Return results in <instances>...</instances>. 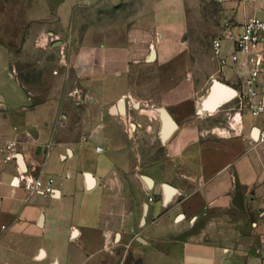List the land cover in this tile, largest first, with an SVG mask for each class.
<instances>
[{
  "label": "crops",
  "instance_id": "crops-1",
  "mask_svg": "<svg viewBox=\"0 0 264 264\" xmlns=\"http://www.w3.org/2000/svg\"><path fill=\"white\" fill-rule=\"evenodd\" d=\"M217 1L220 37L225 23L236 36L250 18H264V0ZM130 2L0 0V264H89L93 247L101 239L117 234L121 239L133 232L137 223L144 227L146 236L140 239L147 248L162 233V221H156L159 203L173 197L166 207L180 199L174 209L198 222L197 228L187 231L184 250L178 253V241L167 245L170 263L178 264L184 257L188 264H220L219 249L226 253V261L233 242H241L243 237L249 239V243L244 242L250 247L249 264L254 251L257 262L261 250L257 236L264 237V141H259L264 113L241 115L235 110L226 114L228 121L222 118L225 123L219 121L222 116H217L219 124L201 132L194 119L199 102L191 104L188 90L180 84L160 100L177 125L162 143L156 110L161 107L141 111L138 103L125 101V115L112 114L110 109L120 99L113 100L107 93L101 98H80L79 114H69L65 111L69 99L47 93L40 100L35 96L33 104L26 93L33 90L32 85L14 79V54L25 52L30 33L40 34L44 27L66 21L65 14L72 11L75 22L81 25L76 12L88 8L91 33L96 35L103 12L119 14L122 21L118 25L125 21L128 25ZM190 2L193 0H142L132 18L138 28L134 40L150 41L157 30L163 39L179 36L187 27ZM130 38L127 33L128 43ZM102 48L99 51H108ZM130 50L121 47L120 55L108 51L102 58L116 62ZM222 50L228 56L232 43L223 40ZM98 53L90 51L86 57L98 59ZM260 54L264 56V45ZM85 77V82L94 85L89 76ZM246 77V67L230 64L222 71L218 68L211 82L219 79L236 86L233 89L237 93ZM258 82H264V73ZM107 83L96 84L95 91H111L106 89ZM43 112L47 114L40 117ZM205 134L210 136L203 138ZM11 142L18 154L4 164L5 148ZM19 172L43 186L51 183L53 193L30 192L22 183L16 186V180L11 184ZM86 174L91 177L90 188ZM166 174L175 184L163 181ZM235 181L242 208L232 204ZM163 184L176 189L177 194L170 192L173 190L167 193L166 188H170L163 189ZM144 205L148 207L141 224ZM257 215L260 220L254 223ZM233 251L245 254L244 248Z\"/></svg>",
  "mask_w": 264,
  "mask_h": 264
},
{
  "label": "rangeland",
  "instance_id": "rangeland-1",
  "mask_svg": "<svg viewBox=\"0 0 264 264\" xmlns=\"http://www.w3.org/2000/svg\"><path fill=\"white\" fill-rule=\"evenodd\" d=\"M141 1L131 0L128 10L131 21L128 25L126 21L123 25H118L122 21L119 14L103 12V17L99 18V25H101L98 26L96 35L91 33L88 8L76 12V16H81V25L75 22V15L72 11L65 14L66 21H56L49 27H44L40 34L39 32L30 33V42L26 44L25 52L14 54L15 73L12 72L14 79L19 83L32 85L33 90L26 91L29 101L35 104V96L37 100H40L42 95L54 94L57 97L69 99L70 102H67L68 105L65 107L67 113L79 114L82 107L77 105V100L82 97L101 98L108 93L113 100L124 98L127 104L138 103L139 109L143 111L151 106L161 107L160 100L163 95L173 87L184 84L188 90L189 102L191 104L200 102L206 95L211 79L219 68L211 51L212 40L220 37L221 21L218 17V1L193 0L192 3L190 2L187 27L177 37L160 38L157 35L159 30H157L149 38L150 41L136 42L133 35L136 33L135 29L138 28L132 23V18L136 15ZM127 33L131 35L129 43ZM101 45L102 49L114 51L117 55L121 54V47L126 50L129 48L132 52L127 51L126 56L122 55L123 57L118 61L109 62L106 58H102V55L105 56L108 51L106 53L99 51L98 48ZM153 48L157 52V57L153 62H146ZM90 51L99 52L98 59L86 57ZM85 76H89L94 85L85 82L88 78ZM103 82H108L105 84L108 86L106 89L112 90L95 91V85ZM235 110H237V102L233 99L213 115L205 113L194 119L202 132L211 125L219 124L215 119L217 116H222L219 120L221 123L228 121L226 114L235 113ZM46 114L43 112L40 117H45ZM222 118H225V122H222ZM209 136L205 134L203 138ZM168 176L166 174L163 181L171 185L175 184ZM151 200L149 198L150 202ZM179 200L176 199L175 202ZM180 212L175 209L167 211L161 220L162 233L158 234L155 242L150 243L147 248L138 240L146 236L144 227L140 223V226L138 223L135 224L133 232L124 235L121 239L118 234L108 240L101 239L93 247V255L89 264H173L170 263V254L167 249V245L171 244L170 238L178 241L179 253L182 249L184 250L185 239L190 233L187 231L192 228L191 215L186 214L184 220L174 222L175 214ZM256 219L254 223H258L260 216L257 215ZM160 237L163 241L159 248V253H161L159 256L155 249L159 247L157 241ZM257 237L258 247L261 250L257 262L250 253L251 264H262L264 260V237L260 234ZM154 243H157L156 248H154ZM233 243L230 249L232 254L226 261H224L226 253L222 247L219 251L217 250L220 255V264H249L247 250L250 247H246L243 240L238 242L236 239ZM238 248H244L245 254L237 255L233 250L236 251ZM178 264L188 263L182 257Z\"/></svg>",
  "mask_w": 264,
  "mask_h": 264
},
{
  "label": "built area",
  "instance_id": "built-area-1",
  "mask_svg": "<svg viewBox=\"0 0 264 264\" xmlns=\"http://www.w3.org/2000/svg\"><path fill=\"white\" fill-rule=\"evenodd\" d=\"M247 2L248 0H241ZM223 40L232 43V52L226 56L222 50ZM264 45V18L252 17L242 26L240 33L236 36L231 32L230 24L225 23L223 34L211 42V51L213 57L217 60L219 69L222 71L230 64H240L247 69V77L240 91L236 93L237 110L242 113H248L258 116L264 113V82L259 83V75L264 73V56L260 54V49ZM241 58H244L241 60ZM259 141H264V129L260 131ZM6 152L3 156L2 163L12 162L17 156L15 143L11 142L6 145ZM100 150V148H96ZM16 180V186L21 183L24 188L30 192L50 195L53 193L51 183L45 186L39 180H34L20 173L11 182Z\"/></svg>",
  "mask_w": 264,
  "mask_h": 264
},
{
  "label": "water",
  "instance_id": "water-1",
  "mask_svg": "<svg viewBox=\"0 0 264 264\" xmlns=\"http://www.w3.org/2000/svg\"><path fill=\"white\" fill-rule=\"evenodd\" d=\"M155 58H156V53H155V50L152 49L147 60H146V62H153L155 60ZM222 93L226 94L225 96L223 95V98H221ZM235 97H236V91L233 88L227 86L226 84H224V83H222L216 79H213L206 95L200 100V102L197 105L196 114L198 116H200V115H203L205 113H208V114L214 113L218 108H220L224 104L230 102ZM216 99H218V100H216ZM213 102H214V104L211 105V103H213ZM125 109H126L125 100L120 99L117 102V104L110 109V112L112 114H120V115L124 116L125 115ZM156 110H157V113L159 115V119L161 122V127L159 130V137H160L161 142L165 143L168 140V138L173 134V132L176 130L177 125L165 108L161 107V108H158ZM255 131H257V130H255ZM85 177H86V182H87V188H90L92 185L91 177L88 174H86ZM165 186L169 187L171 190H173V192H176L175 195L177 194L176 189H174V188H172L166 184H163L162 188L164 189ZM236 187H237V184L235 181V190H234V197L232 198V204L236 208H239L240 207V195H239V192L237 191ZM164 198H165V196L163 195V199ZM173 198H166V200L164 199L163 204L165 206L169 205L171 203V201L173 200ZM146 212H147V206L144 205L143 214H142V218H141V224L144 223ZM247 238L248 237H243V242L249 243V239H247ZM138 240L140 242L144 243V241L142 239L138 238ZM252 253H253L252 255H254L255 251Z\"/></svg>",
  "mask_w": 264,
  "mask_h": 264
},
{
  "label": "flooded vegetation",
  "instance_id": "flooded-vegetation-1",
  "mask_svg": "<svg viewBox=\"0 0 264 264\" xmlns=\"http://www.w3.org/2000/svg\"><path fill=\"white\" fill-rule=\"evenodd\" d=\"M161 200V199H160ZM178 202V201H177ZM174 203V205H172V206H170V207H163V201H161L159 204H160V207H159V210H158V212H157V216H156V221L157 222H159L160 220H162L163 218H164V216L167 214V211L170 209V211H172V209H174L175 208V206L177 205V204H179V202L178 203ZM240 206H241V208H242V206H243V204H242V200H241V198H240ZM186 218V214L184 213V212H182V213H178V214H175V216H174V222H177L178 220H180V221H182V220H184ZM198 221L197 220H193V218H190V225L192 226V228L193 227H195V225H196V223H197ZM191 228V231L193 230ZM162 239H161V237H160V239L157 241V243L159 244L158 246V248H156L155 249V252H160V247H161V243H162ZM173 242H176V239H175V241L174 240H172V238H170V243H173ZM157 243H156V245H157ZM161 255V253H159V256Z\"/></svg>",
  "mask_w": 264,
  "mask_h": 264
},
{
  "label": "bare ground",
  "instance_id": "bare-ground-1",
  "mask_svg": "<svg viewBox=\"0 0 264 264\" xmlns=\"http://www.w3.org/2000/svg\"><path fill=\"white\" fill-rule=\"evenodd\" d=\"M223 95L225 96L226 94H225V93H222V97H221V98H223ZM221 98H220V99H221ZM216 100H218V99H216ZM216 100H215V101H216ZM215 101H214V102H215ZM214 102L211 103V105L214 104ZM168 190H171V189L166 188L167 193H168ZM170 192L172 193L173 191H170ZM169 194H170V193H169ZM169 194H168V195H169ZM165 200H166V199H165ZM147 207H148V206H147ZM144 222H145V219H144ZM141 243H143V242H141Z\"/></svg>",
  "mask_w": 264,
  "mask_h": 264
}]
</instances>
